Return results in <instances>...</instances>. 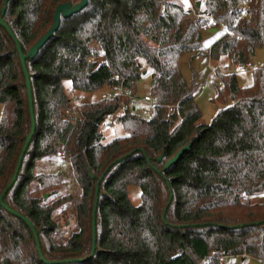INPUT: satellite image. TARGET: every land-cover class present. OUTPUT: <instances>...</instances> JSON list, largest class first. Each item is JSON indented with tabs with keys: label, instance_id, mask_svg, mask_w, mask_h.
<instances>
[{
	"label": "trees",
	"instance_id": "1",
	"mask_svg": "<svg viewBox=\"0 0 264 264\" xmlns=\"http://www.w3.org/2000/svg\"><path fill=\"white\" fill-rule=\"evenodd\" d=\"M79 2L0 0V11L5 5L2 19L26 54L52 26L58 5ZM210 17L227 32L205 46L201 29ZM262 47L264 0H195L190 10L166 0H87L77 13L60 17L58 29L25 62L35 130L3 199L32 223L42 258L74 260L60 264H219L225 257H249L264 264V202L249 200L264 195V66L251 71L244 88L234 74L213 71L219 81L215 101L230 104L208 124L200 122L196 84H187L178 68L184 53L214 61L225 56L245 66ZM146 67L154 101L150 120L131 104L116 116L125 134L104 143L99 126L117 112L120 98L85 102L78 119L63 118L71 102L64 80L80 92L110 90L118 81L135 96ZM0 107L1 194L30 129L19 59L1 26ZM188 144L177 163L163 170ZM55 156L67 160L77 197L62 191L60 173L37 170ZM103 173L89 257L94 191ZM129 186L140 190L137 206L128 198ZM66 212L75 231L61 241L58 219ZM0 264H44L30 230L3 208Z\"/></svg>",
	"mask_w": 264,
	"mask_h": 264
},
{
	"label": "rangeland",
	"instance_id": "2",
	"mask_svg": "<svg viewBox=\"0 0 264 264\" xmlns=\"http://www.w3.org/2000/svg\"><path fill=\"white\" fill-rule=\"evenodd\" d=\"M166 1L180 5L185 10H190L195 2V0H186V2L185 0ZM221 34L222 33L216 29H209L205 32H202L204 45L209 46L213 42V40H216ZM96 50L97 54L99 55L95 59L99 62L103 58L100 55V49ZM263 66L264 47L256 50L255 54L250 58L249 64L245 66H234L230 62V60L225 56H221L217 61L210 60L209 57L204 53L199 55H195L192 53H184L180 56L178 60V68L185 82L189 84L194 81V83L196 84L197 89L195 91L194 99L201 113L200 122L204 124L210 123L219 110L230 104L229 101H227L225 104H221L215 101L216 89L217 85H219V81L216 76H209L211 71L217 69L219 72L222 73L234 74L238 86L244 88L249 86L251 83V71L259 69ZM149 73L150 70L146 67L142 75L136 82V95L134 96L129 93L130 97L142 98L145 95H149V85H151ZM62 85L64 93L70 99V101L76 94H82V92L80 91H73L74 88L71 87L70 82L67 80H64L62 82ZM106 91L107 90L105 89L93 91L91 92L92 94L87 93L86 96L88 99H94V97L98 98ZM125 104H135L137 107L140 106L138 102H133L131 99H125ZM99 130L103 136L104 143H107L110 140L117 137H121L125 134L123 128L120 125L107 129L103 128L102 126H99ZM37 170L46 174L60 173L64 180V186H62V191L64 193L71 194L73 197H77L79 195V188L75 185L72 180L70 167L67 160L55 156L53 158H50L49 161H43L38 163ZM127 193L132 205H139L140 190L138 189V187L129 186ZM260 198H262V196H258L255 199L250 198L249 200L250 202L255 201L260 204L262 203L260 202L262 201L260 200ZM58 221L60 224L62 235H64L61 241H65L69 237V235L75 231L73 216L69 215V213L66 212L58 219ZM242 259L243 258L241 257H226L222 260L221 264H260L257 260H254L249 257H245L243 260Z\"/></svg>",
	"mask_w": 264,
	"mask_h": 264
},
{
	"label": "water",
	"instance_id": "3",
	"mask_svg": "<svg viewBox=\"0 0 264 264\" xmlns=\"http://www.w3.org/2000/svg\"><path fill=\"white\" fill-rule=\"evenodd\" d=\"M86 2H87V0H80L79 3H77L73 6H71L70 4L58 5L54 10L52 26L46 31V33L41 38H39L31 46V48L28 50V52L26 54L22 53L18 40L13 35V33L10 30V28L8 27V25L2 19V16H3L4 11H5V5L1 8V11H0V26L5 30V32L8 34V36L10 37V39L12 40V42L14 44L15 52L18 56L19 64H20L21 71H22V74L24 77V82H25V87H26V92H27L28 113H29V120H30V129H29V132H28V134L24 140V143H23V146H22L21 151L19 153V156L17 158V162H16V166H15L12 178H11L10 182L7 184L6 188L0 194V208H3L9 214L19 218L27 226V228L30 230V232L34 238V242H35V246H36V252H37L41 262L44 264H60V263L71 262L74 260L51 262V261H47V260L43 259L41 256V253H40V249H39V242H38V238H37V233H36L32 223L27 218L21 216L20 214L16 213L15 211L11 210L10 208H8L3 203V199H4L5 195L7 194V192L11 189V187L13 186V184L17 178V175H18L21 163H22L23 156L27 150V147H28V145H29V143L33 137L34 130H35V119H34V113H33L30 80H29V75H28V72L26 69L25 62L27 59L33 58L36 55V53L38 52V50L48 41V39L52 36V34L58 29L60 17L67 18L71 14L77 13L79 10H81L86 5ZM196 5L199 6V3H197ZM150 84H152V83L150 82ZM188 148H189V144L187 146L180 148L172 158H170L168 161L165 162V164L163 166V170H166L170 166L176 164L177 161L179 160V158L183 155V153ZM160 160H161V156L157 158V161H160ZM118 161H119V159L116 160L115 162H118ZM146 161L148 162V160H146ZM115 162H113V163H115ZM149 167H151V165H149ZM106 171L107 170H105L104 173H106ZM104 173L102 175H100V177L98 178L97 185H96L95 191H94V202H93V207H92V222H91V230H92L91 231V252H90L89 257H91L95 251V239H96V235H95V212H96L97 198H98V184L101 182ZM91 178H93V177L91 176ZM169 193H170V191H169ZM170 198H171V195H170ZM162 223L163 224L166 223L164 216H162Z\"/></svg>",
	"mask_w": 264,
	"mask_h": 264
},
{
	"label": "built area",
	"instance_id": "4",
	"mask_svg": "<svg viewBox=\"0 0 264 264\" xmlns=\"http://www.w3.org/2000/svg\"><path fill=\"white\" fill-rule=\"evenodd\" d=\"M246 11V6L243 4V14L242 17H246L245 14ZM237 23V21L234 22V25ZM209 29H216L218 31H220L222 34L227 32L226 26L224 23L218 22L215 19H213L212 17H210L208 19V23L202 27L201 31L205 32L206 30ZM213 75V71H211V73L209 74V76L211 77ZM92 94L91 92H82V94H76L73 99L70 102V107L65 109L62 112V116L64 119L66 120H75L78 119L80 117V106L83 105L86 101L88 102H108L110 100H112L115 97L120 98V105L118 107V110L116 113L111 114L106 116L103 121L101 122L100 126H102L103 128L107 129V128H111V127H115L118 125L117 121H116V116L117 114L122 111L125 107L130 106L131 104L126 105L125 104V99H131L133 102H138L139 103V107L135 106L136 108H132L133 111H135V113L140 116L141 118L145 119V120H150L152 118V112H153V107H154V101L152 99L151 96L149 95H145L142 98H137V97H130L129 96V91L126 88H123L120 84V82L115 81L112 84V88L110 90H107L105 93H103L100 97L96 98L94 97V99H88L86 94ZM89 97V96H88ZM168 111L171 110V108H167ZM262 198H260V202H264V195H261ZM241 198H245L244 194H241ZM226 258V257H225ZM224 258H221L219 260V264H221L222 260Z\"/></svg>",
	"mask_w": 264,
	"mask_h": 264
},
{
	"label": "crops",
	"instance_id": "5",
	"mask_svg": "<svg viewBox=\"0 0 264 264\" xmlns=\"http://www.w3.org/2000/svg\"><path fill=\"white\" fill-rule=\"evenodd\" d=\"M213 41H214V40H213ZM243 259H244V258H243ZM243 259H242V260H243Z\"/></svg>",
	"mask_w": 264,
	"mask_h": 264
},
{
	"label": "snow or ice",
	"instance_id": "6",
	"mask_svg": "<svg viewBox=\"0 0 264 264\" xmlns=\"http://www.w3.org/2000/svg\"><path fill=\"white\" fill-rule=\"evenodd\" d=\"M185 2H186V0H185Z\"/></svg>",
	"mask_w": 264,
	"mask_h": 264
}]
</instances>
